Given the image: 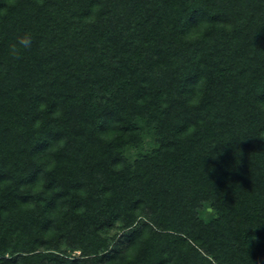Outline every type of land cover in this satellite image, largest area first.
I'll list each match as a JSON object with an SVG mask.
<instances>
[{"label": "trees", "instance_id": "1", "mask_svg": "<svg viewBox=\"0 0 264 264\" xmlns=\"http://www.w3.org/2000/svg\"><path fill=\"white\" fill-rule=\"evenodd\" d=\"M0 264H264V0H0Z\"/></svg>", "mask_w": 264, "mask_h": 264}, {"label": "clouds", "instance_id": "2", "mask_svg": "<svg viewBox=\"0 0 264 264\" xmlns=\"http://www.w3.org/2000/svg\"><path fill=\"white\" fill-rule=\"evenodd\" d=\"M33 45V35L31 32H24L17 36V38L9 45V56L13 60H19L22 52L30 50Z\"/></svg>", "mask_w": 264, "mask_h": 264}, {"label": "rangeland", "instance_id": "3", "mask_svg": "<svg viewBox=\"0 0 264 264\" xmlns=\"http://www.w3.org/2000/svg\"><path fill=\"white\" fill-rule=\"evenodd\" d=\"M131 155L135 156L136 151L135 152L131 151ZM199 216L205 221H211L217 216V214L215 209L211 206V204L205 202L203 203L202 207L199 209Z\"/></svg>", "mask_w": 264, "mask_h": 264}]
</instances>
